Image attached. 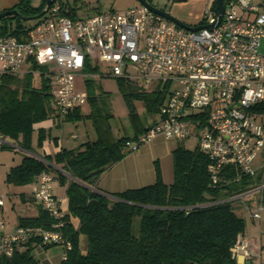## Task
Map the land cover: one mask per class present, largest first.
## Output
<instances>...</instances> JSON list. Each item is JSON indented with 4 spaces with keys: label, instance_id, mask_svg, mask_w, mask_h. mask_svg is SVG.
<instances>
[{
    "label": "built area",
    "instance_id": "built-area-1",
    "mask_svg": "<svg viewBox=\"0 0 264 264\" xmlns=\"http://www.w3.org/2000/svg\"><path fill=\"white\" fill-rule=\"evenodd\" d=\"M213 1L203 8L201 25L216 21ZM58 9L53 3L29 25L24 40L0 34V74L49 77L59 122L86 102L87 96L75 87V76L114 77L138 87L157 83L165 99L146 131L125 143L127 149L135 151L156 136L177 142L194 138V146L208 160L210 187L230 182L223 176L230 170L236 179L242 175L253 180L244 190L205 205L237 203L250 218L260 219L264 121L251 107L264 103V0L224 1L221 20L196 31L185 30L141 4L74 19L60 16ZM49 64L54 69L49 70ZM54 182L51 173L43 172L31 184L32 197L54 220L52 229L8 230L0 218L1 255L11 257L25 242L38 239L40 245H60L65 256L71 243L60 229L65 212L53 194ZM253 195L255 200L249 203ZM230 252L235 261L238 256L247 259L248 241L239 237Z\"/></svg>",
    "mask_w": 264,
    "mask_h": 264
},
{
    "label": "trees",
    "instance_id": "trees-1",
    "mask_svg": "<svg viewBox=\"0 0 264 264\" xmlns=\"http://www.w3.org/2000/svg\"><path fill=\"white\" fill-rule=\"evenodd\" d=\"M32 1L16 0L10 9L24 16L37 14L45 0H40L36 6ZM56 3L60 16L77 18L74 9L58 0ZM211 8L215 10V0ZM28 27L15 15L0 19V34L20 41L25 39ZM33 79L30 72L0 74V138L3 140L0 147L14 149L18 146L28 152L19 165L10 169L4 181L23 186L36 182L43 172H53L54 180L65 187L67 212L61 217L60 229L71 247L60 264H237L230 249L246 228L243 208L232 202L205 204L226 199L244 190L253 180L242 175L236 179L230 170L223 173L230 182L210 187L208 160L197 146L188 150L177 144L171 151L173 178L169 184L162 181L155 166L152 184L114 193L111 198L91 189L107 167L130 153L125 143L147 129L137 118L133 101H141L146 111L156 117L165 99L164 92H144L117 78V87L135 130L131 138L115 137L109 123L112 114L105 107L108 97L105 92L100 91L98 95L88 92L89 111L82 113L79 107L75 108L59 122L52 107L50 78L40 74L38 86L33 85ZM87 87L91 88L90 81ZM251 110L264 121L263 102L255 104ZM49 119H55L56 125L88 120L95 138L75 148H60L52 156H34L31 145L34 125ZM45 137L44 130L38 129L35 146L41 147ZM136 216L139 227L138 234L134 235L132 223ZM71 217L78 220L77 228L71 224ZM53 222L39 207L36 216L18 217L17 226L52 229ZM79 235L87 240L84 254L78 247ZM38 245L55 246L40 245L38 239H30L11 257L0 254V264H37L32 250Z\"/></svg>",
    "mask_w": 264,
    "mask_h": 264
},
{
    "label": "rangeland",
    "instance_id": "rangeland-1",
    "mask_svg": "<svg viewBox=\"0 0 264 264\" xmlns=\"http://www.w3.org/2000/svg\"><path fill=\"white\" fill-rule=\"evenodd\" d=\"M152 6L170 11L171 5L181 4L182 6H178L180 16L186 15H195L199 14L201 18L202 10L207 2V0H201L202 5H195L190 2L186 3L184 0H147ZM213 1V0H210ZM32 1V5L36 6L39 4L40 0ZM58 2H62L67 8L74 9V12L77 17H85L93 14V11L96 12H109L115 11L120 12L127 8L139 5L137 0H58ZM174 7V6H173ZM172 7V9H173ZM237 12H240V9L237 7ZM34 20L25 21L27 25H31ZM48 69H54L53 65H48ZM46 66L44 67L47 68ZM33 85H39V75L33 74ZM116 79L114 77H104V76H88L85 78H81L79 76L74 77L75 87L84 93L86 96L88 92L92 95H98L99 92H105L107 94V99H105V107H107L112 114V117L109 121L112 133L115 137L128 136L133 137L134 133V124L132 123L128 109L123 101L122 95L117 87ZM87 81H90L91 88L88 89ZM130 83V82H129ZM132 84V83H131ZM134 85V84H133ZM136 86V85H134ZM141 91L144 92H154L160 91L161 87L157 88V83L148 84L142 87H138ZM136 115L139 119L142 126L149 125L156 118L153 114H149L145 107L143 106L141 101L134 100L133 101ZM82 113H87L89 111V104L87 101L79 107ZM60 127H54L52 129L51 134L56 135L58 138L62 140V144L66 148L76 147L81 143L82 140H90L91 137L93 139L94 132L91 127V124L88 120L79 121V122H62L60 123ZM86 133L91 135V137L86 138ZM75 134L76 139L71 138V135ZM95 138V137H94ZM177 144H181L184 148L191 150L195 144V139L190 138L188 140H184L181 142H177L175 140H166L162 137H158L151 142H146L140 145L137 151H130L133 154H138L142 152L144 154V162H143V175L145 177L143 182L140 183H149L155 177V166L159 169L160 177L162 181L166 184L172 182V157L171 151L177 146ZM13 152L19 153L18 150L13 149ZM262 155V154H261ZM261 159V158H259ZM54 176V173L51 172ZM150 176L148 178L147 176ZM54 193L62 192V187L56 182L54 185ZM255 195L248 201L249 203L254 201ZM34 199V198H33ZM244 210V209H243ZM246 211L242 212V216L246 217ZM264 215V210L262 212V216ZM1 218V217H0ZM139 227V218L136 216L133 218L132 223V232L134 235L138 234ZM62 247L59 245H55L49 248H40L35 247L32 250V256L36 260L37 264H56L61 258L62 255ZM245 264V263H243Z\"/></svg>",
    "mask_w": 264,
    "mask_h": 264
},
{
    "label": "crops",
    "instance_id": "crops-1",
    "mask_svg": "<svg viewBox=\"0 0 264 264\" xmlns=\"http://www.w3.org/2000/svg\"><path fill=\"white\" fill-rule=\"evenodd\" d=\"M34 1H36L35 3H37L38 0ZM15 2L16 0H0V11L10 9L15 4ZM184 2L185 4L190 2L195 5H202L201 0H184ZM178 6L182 5H171V9L168 12H170L172 15H174L175 17H177L188 25L194 26L199 24L201 20L199 14H189L184 17L180 16L181 14L179 13L180 11L178 9ZM56 124L57 121L55 119H49L34 125V130L31 137L32 154L34 156H52L56 152H58L60 148H66L62 144V140L60 138H58L56 135L53 136L51 134L52 129L54 127L62 126V124ZM149 125L147 124L143 127H148ZM40 128L44 130L46 137L43 140L41 147H36L35 142L37 137V131ZM85 136L86 138L91 137V135H89L88 133H86ZM158 137L161 136H156L152 140ZM93 139L91 137L90 140ZM152 140H150L149 142H151ZM2 141L3 140L0 138V144L2 143ZM83 141H86V139L82 140L81 142ZM72 148H75V146ZM14 149L18 150L19 153H22V155L13 152V149H3L0 147V196H2L3 200V204L0 206V217L3 218L6 222L8 230H13L17 226L18 217L36 216L38 213V208L40 207L39 203L35 201L31 195V184L23 186H14L11 184H7L4 181L6 174L10 171V169L19 165L23 159V156L28 153L20 149L18 146H15ZM143 156L144 154H142V152H139L138 154H133L131 152L128 153L121 160L107 167L96 179L94 186L91 189L111 198L112 194L114 193L122 192L126 189H134L152 184L154 182L155 177H153V180L149 183H140L143 182L145 179L142 170V164L145 161ZM147 177L150 178L149 175ZM55 184L56 181L54 182V185ZM54 187L55 186H53V190ZM61 187L63 189L62 192H53V194L60 199L62 208L66 213L67 198L65 196V187ZM245 214L246 217H244V220L246 222V228L244 233L242 234V237H244L248 241L249 257L247 259H243L241 256H238L236 258V262L237 264H243L246 261H249V264H264V215L261 216L260 219L255 220L250 218L246 212ZM70 222L74 228L78 227V220L76 218L71 217ZM36 247L44 248L39 245ZM78 247L82 254L86 252L87 240L84 235H79ZM61 259L62 255L56 264H60Z\"/></svg>",
    "mask_w": 264,
    "mask_h": 264
},
{
    "label": "water",
    "instance_id": "water-1",
    "mask_svg": "<svg viewBox=\"0 0 264 264\" xmlns=\"http://www.w3.org/2000/svg\"><path fill=\"white\" fill-rule=\"evenodd\" d=\"M137 1L139 2V4L147 7L152 12L159 14L160 16H162L166 20L174 23L175 25H177V26H179L185 30H188V31H196V30L201 29L203 27L210 29L213 25L217 24L221 20L222 13L224 11V1H228V0H215V9L217 11L218 16H217L216 21L213 24H206V25L200 24V25H194V26L184 23L183 21H181L180 19H178L177 17H175L174 15H172L168 11H165V10H162V9H159V8L152 6L147 0H137ZM55 2H56V0H45L44 6L41 9V11L39 13L31 15V16H24V15L20 14L16 9H6L3 11H0V19L5 17V16L15 15L23 21L37 20L40 17H42L43 15H45L47 13V11L49 10L50 6ZM245 264H249V261H246Z\"/></svg>",
    "mask_w": 264,
    "mask_h": 264
}]
</instances>
